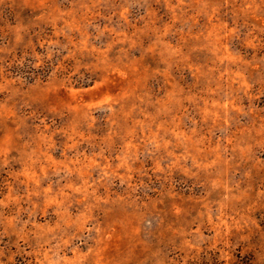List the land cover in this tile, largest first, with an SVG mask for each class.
Listing matches in <instances>:
<instances>
[{
	"label": "rangeland",
	"instance_id": "1",
	"mask_svg": "<svg viewBox=\"0 0 264 264\" xmlns=\"http://www.w3.org/2000/svg\"><path fill=\"white\" fill-rule=\"evenodd\" d=\"M0 264H264V0H0Z\"/></svg>",
	"mask_w": 264,
	"mask_h": 264
}]
</instances>
